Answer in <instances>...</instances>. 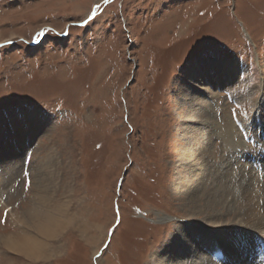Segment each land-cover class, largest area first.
Masks as SVG:
<instances>
[{
	"label": "rangeland",
	"instance_id": "1",
	"mask_svg": "<svg viewBox=\"0 0 264 264\" xmlns=\"http://www.w3.org/2000/svg\"><path fill=\"white\" fill-rule=\"evenodd\" d=\"M196 113L239 121L252 151L244 164L262 188L264 0H0V162L16 169L7 188L0 180V264L206 260L175 245L182 229L202 252L230 241L222 264H233L231 250L258 264L264 234L249 227L264 215V192L250 203L240 196L257 209L247 216L228 212L239 203L231 197L216 205L211 178L190 168L201 155L192 129L205 127ZM42 114L48 129L38 133ZM222 140L211 141L216 163L227 155ZM41 169L53 180L31 218ZM59 212L63 225L42 236L37 226ZM6 236L46 246L30 259L2 245Z\"/></svg>",
	"mask_w": 264,
	"mask_h": 264
},
{
	"label": "bare ground",
	"instance_id": "2",
	"mask_svg": "<svg viewBox=\"0 0 264 264\" xmlns=\"http://www.w3.org/2000/svg\"><path fill=\"white\" fill-rule=\"evenodd\" d=\"M195 66L196 65H193V70H194L193 75L194 74L198 75L199 70ZM223 67H224V65H223ZM219 69H222L221 66H219ZM205 90H206L205 92H207V90L209 91V89H207V88H205ZM262 115H263V113H262ZM34 117H35V121H34V124L32 125V129L35 132H38V133L43 132L44 133V131H46L48 129V124L46 123L47 117L43 114L42 115H35ZM194 118H198L199 121L203 120L205 122V127L201 128V129H198L197 127H196L197 129H192V131L195 130L193 133H195L196 136H195V139L193 141H191L192 142L191 144H193L195 147L198 148V150H200L201 155L199 156V158L194 160V163L190 166V168L194 169V167H196L195 168L196 170L194 172L197 175H201L202 177H200V178L202 180H205V179L209 180L211 178V180H212V191H210L209 194L212 197L218 198V199L216 198L217 200L215 199L216 205H220V204L224 205V202L227 200V198L231 197L232 200L234 199L235 202H239V203L237 206L232 207V209H230L228 212L234 211L235 209H237L244 216H247L249 214H254L255 212H257L256 211L257 209H255V211H254L251 204H248V203L244 204V203L240 202L239 199H240V196H242L243 199L245 198V200H247L248 202L253 201V199L256 197L257 192L259 190L260 191L263 190V192H264V184H263V187L261 188L260 187L261 183H260V181H258L257 172L255 170H254L255 173L253 172V170H252L253 167L249 168V170L246 169L247 166L244 164L245 159L248 158L249 154L252 153V151L250 149L249 144L247 145V143L244 142L242 134L240 133L239 129H241L242 127L240 128L239 125L236 123V121L237 122H239V121L236 119H231L230 121H227L225 123L224 122L218 123L219 119H216L217 117L214 118V117L206 116V115H203L202 113H196ZM215 136H219L223 139L222 144H221V146L223 148L222 150H224L225 152L227 151V155L226 154L225 155L228 156V157H226L224 154H222L221 160L219 163H216L217 160L214 161V159L211 158L212 157L211 152L213 151V150L210 151V149L212 147L211 141L213 140V138ZM257 146H258V144H257ZM213 153H214V151H213ZM246 156H247V158H246ZM230 157H232V158H230ZM51 161L52 160L50 159V157H48L46 159V163L44 165V168H47V169L50 168L51 163H52ZM4 164H5L4 161L0 162V168H1L0 170L2 173V175L0 173V180L2 183V187L7 188V186L5 185L6 175H9L10 173H14V171L16 169L14 170L15 165L11 166V165H8V163L6 165H4ZM247 170H248V173L250 172V174H251L250 180L248 183H247V178L244 176V172ZM203 175H206V176L203 177ZM40 176H41V185H40L41 186V190H40L41 192H40V202L38 204L40 209L36 208V210L32 211V213H30L31 218L34 217L33 215H35V213L41 214L43 212L42 203H43V201H44V203L47 202L49 199L50 186L47 190L45 188L47 185L52 184L53 175H52V173L47 174V172L45 174V169H41ZM46 182H48V184H46ZM37 186L39 188V180H38ZM204 186H205V184L203 185V187ZM0 187H1V185H0ZM237 190H239V192H237ZM236 193L239 197L236 195ZM222 208H225V206ZM263 208H264V205H263ZM261 209H262V207L259 206V210H261ZM260 213H261V211H260ZM56 215H58L57 217L59 218L57 221L56 220L51 221V220H53L52 219L53 216H52V218L51 217H48L47 219L45 218V221L48 223L42 222L40 225L37 226L38 230L37 229L36 230L39 231V233L42 234V236L47 237L50 234L49 232H50L52 227L59 228L63 225L64 219L61 215V212L57 213ZM57 217H55V218H57ZM254 217L256 218L257 223H255L254 226H251L249 228L255 229L257 231H260L262 234H264V215H259V214L255 213ZM49 218H51V220H49ZM42 220H44V219H42ZM252 220H255V219H252ZM49 224H50V226L52 225V227H49ZM31 225H33V224H31ZM229 225L233 226L236 224L233 221V223H230ZM211 228H213L215 230V232H218L220 230L219 233L222 232L223 234H227L226 235L227 239L231 238V236L228 234L229 229H226V224L215 223L213 225V227L211 226ZM61 229H63V228H61ZM53 231H55V230H53ZM182 233L183 234H181V236L179 235L178 238L177 237L175 238L176 239L175 245H178L179 243L181 245V242L183 241V242H186V243H184V245H191L189 247L194 249V251H197L199 256H205L206 257V255H208L206 258L207 262L205 259L204 260L201 259L199 261H196V264H220V263L222 264L224 262L225 258H227L226 254L230 250L229 248L232 247V244L229 243L230 241L228 242V240H224L225 238H222V239L218 238L221 241V243L219 242L218 246L217 245H214V246L211 245V248H209V251H206V252L203 251L204 252L203 253L199 249V247H198V249H196L195 247H193L192 244H188L189 239H187V238H189V236H192L191 234H189V232L182 229ZM207 234H209V233H207ZM236 239H237V242H240L238 235H236L233 240H236ZM215 240H216V238H215ZM208 242H210V240H208ZM208 242L206 244H208ZM1 243L5 247H7L9 250L14 251V253L15 252L20 253L24 257H28L30 259H33V258L36 259V257L38 258L39 255H42L43 252L40 253V251H37V249L38 248L41 249L43 247V245L46 246L44 243L38 241L37 239L34 240L32 238H24V240H19V239H17V237L15 238L14 236H6V237L2 238ZM225 246L227 249H225ZM240 248H241V246H240ZM210 249H211V251H210ZM96 251H97V249L95 250V252ZM200 252H202L203 255H201ZM209 252H211L213 255L209 254ZM236 252L240 253L239 250H237L235 252H234V250H231L230 254H232V255L229 256L230 262H232L233 264H247L246 261H247L248 257H247V259H244V257H242V258L240 257V256H244L245 250H244V252L242 251L243 253L241 255H238ZM165 253L167 254V252H165ZM160 257H158V256L154 257L155 263L158 260H160V263H158V264H183V263L179 262L177 259L172 258V257H168V256L164 257V255H163V257L162 256H160ZM214 259H216V261ZM241 259H243L245 262H241Z\"/></svg>",
	"mask_w": 264,
	"mask_h": 264
}]
</instances>
